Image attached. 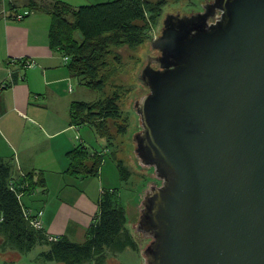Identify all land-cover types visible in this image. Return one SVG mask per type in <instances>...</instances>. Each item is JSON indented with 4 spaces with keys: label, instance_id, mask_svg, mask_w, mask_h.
Here are the masks:
<instances>
[{
    "label": "water",
    "instance_id": "water-1",
    "mask_svg": "<svg viewBox=\"0 0 264 264\" xmlns=\"http://www.w3.org/2000/svg\"><path fill=\"white\" fill-rule=\"evenodd\" d=\"M198 4L142 52L128 143L160 184L133 228L145 264H264V0Z\"/></svg>",
    "mask_w": 264,
    "mask_h": 264
},
{
    "label": "trees",
    "instance_id": "trees-1",
    "mask_svg": "<svg viewBox=\"0 0 264 264\" xmlns=\"http://www.w3.org/2000/svg\"><path fill=\"white\" fill-rule=\"evenodd\" d=\"M169 1L181 0H110L77 7L62 1L47 5L29 1L23 8L28 13L43 12L49 16V48L69 59L68 69L80 85L100 92L112 84L121 63L113 48L135 49L149 40L162 7ZM16 80L13 75L11 83ZM120 99V94L114 92L94 102L72 103L70 126L90 127L97 137L106 141L108 149L128 129ZM65 158L68 163L65 174L74 179H86L99 175L104 154L90 152L79 144L67 152ZM115 159L120 181L127 182L129 171L122 160ZM23 184L25 188H18ZM11 185L23 196L38 189L47 191L43 171H31L15 180L9 163L0 158V252L9 250L24 255L39 246L45 248L36 257L41 261L110 264L109 260L126 249L138 251L137 243L126 228V213L117 189L101 190L97 214L88 227L85 241L78 244L66 236L51 238L44 229L33 228L24 217L22 209L25 206L10 189Z\"/></svg>",
    "mask_w": 264,
    "mask_h": 264
},
{
    "label": "crops",
    "instance_id": "crops-1",
    "mask_svg": "<svg viewBox=\"0 0 264 264\" xmlns=\"http://www.w3.org/2000/svg\"><path fill=\"white\" fill-rule=\"evenodd\" d=\"M29 1H62L77 7L110 0H8L0 10V158L9 163L15 180L31 171L44 172L47 191L38 189L21 202L28 210L42 211V229L49 237H85L100 193L90 197L87 182L94 178L65 174V154L79 144L88 148L80 133L84 126L69 123L72 103L87 88L71 74L65 56L49 48L47 14L32 12L15 19ZM13 75L17 80L11 83ZM76 85L80 89H74ZM98 138L94 135L93 141H102Z\"/></svg>",
    "mask_w": 264,
    "mask_h": 264
},
{
    "label": "rangeland",
    "instance_id": "rangeland-1",
    "mask_svg": "<svg viewBox=\"0 0 264 264\" xmlns=\"http://www.w3.org/2000/svg\"><path fill=\"white\" fill-rule=\"evenodd\" d=\"M2 1L3 3L8 2V0H0V10ZM200 1L202 3L204 2V0H181L178 2L169 1L166 3L162 7L161 16L157 24L150 32L151 38L149 40L135 49H129L127 47H121L119 49L113 48V52L120 57L121 63L118 65V70L111 81L112 84L108 85L100 92L83 88L82 96H77L75 99V101L81 102H94L99 99H103L106 96H111L114 92H117L121 96L119 103L120 109L128 119L127 132L122 136H118L116 140L113 141L112 145L108 146V149L105 148L107 146L105 140L102 139L100 142L93 141L95 134H93V136L87 135L90 130L91 132L93 131L91 128L84 126L80 132L86 146L89 149L96 148L104 154L99 175L87 182L89 185L90 197L96 196V194L100 193L101 190L117 189L120 202L126 213V228L129 230L131 236L138 245V251L126 249L123 253L117 255L115 257L116 264H145V260L141 252L148 241L136 234L133 227L138 218V210L144 192L150 184H160V182L153 177L152 169L142 168L139 165L133 153V145L128 143L131 141L133 135L139 131L138 117L134 110H132L133 104L141 95L147 92L146 87H144L141 82L137 80V75L140 74L145 64L143 62L145 59L142 56V52L145 50L148 54L150 53V55L158 54L157 51L152 50L148 46L153 39L159 36V31L162 27V20L164 19L165 13H167L169 9H181V11H179L181 14L196 13L201 9V6L198 4ZM6 8L4 9L5 11L8 10ZM19 10L23 11V7L20 6ZM80 87V85H76L74 89H80ZM115 158L122 160L124 166L129 171L130 178L127 182L120 181L115 165ZM69 181L73 180L69 179ZM22 202H24V198L22 199ZM69 240L74 243L81 244L80 242L85 241V237L77 234L74 237H70ZM44 250V247L37 246L31 252L24 255H19L6 250L5 252H0V264H56L54 262H45L36 259L37 255ZM110 261L112 260H109V262Z\"/></svg>",
    "mask_w": 264,
    "mask_h": 264
},
{
    "label": "built area",
    "instance_id": "built-area-1",
    "mask_svg": "<svg viewBox=\"0 0 264 264\" xmlns=\"http://www.w3.org/2000/svg\"><path fill=\"white\" fill-rule=\"evenodd\" d=\"M28 14H30V13H28L27 11L24 10L22 13H17L15 15V19L21 20L24 18V16H27ZM63 61L67 62V61H69V59L67 57H63ZM18 188H20V189L25 188V184L20 185ZM10 189L15 192L17 198L21 201L24 194L22 192H17L15 185L14 186L11 185ZM22 211H23L24 217L29 221L30 225L33 228L38 229V230L42 229V223H41L42 211L41 210L31 211V210H28L24 207L22 209Z\"/></svg>",
    "mask_w": 264,
    "mask_h": 264
},
{
    "label": "flooded vegetation",
    "instance_id": "flooded-vegetation-1",
    "mask_svg": "<svg viewBox=\"0 0 264 264\" xmlns=\"http://www.w3.org/2000/svg\"><path fill=\"white\" fill-rule=\"evenodd\" d=\"M199 11H201V9H200ZM147 241H148V240H147ZM110 264H116V260H115V258L112 259V261H110Z\"/></svg>",
    "mask_w": 264,
    "mask_h": 264
}]
</instances>
